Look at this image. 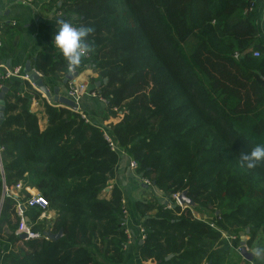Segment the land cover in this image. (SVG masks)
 I'll return each instance as SVG.
<instances>
[{"label": "trees", "instance_id": "obj_1", "mask_svg": "<svg viewBox=\"0 0 264 264\" xmlns=\"http://www.w3.org/2000/svg\"><path fill=\"white\" fill-rule=\"evenodd\" d=\"M56 11L94 28L93 51L75 70L92 65L88 91L103 99L107 116L120 115L110 135L166 204L134 203L146 236L139 243L132 228L124 249L122 192L115 186L99 197L123 154L79 111L49 104L28 81L7 80L5 183L22 180L44 195L55 211L46 225L62 236L20 239L14 202L5 197L0 264H127L132 245L154 264H220L231 247L222 230H248L247 246L264 235V162L239 167L241 152L264 145V0H63ZM39 32L50 45L55 28L41 24ZM32 66L42 76L68 71L59 50L39 52ZM29 95L43 105L42 130ZM182 191L192 207L172 199Z\"/></svg>", "mask_w": 264, "mask_h": 264}, {"label": "crops", "instance_id": "obj_2", "mask_svg": "<svg viewBox=\"0 0 264 264\" xmlns=\"http://www.w3.org/2000/svg\"><path fill=\"white\" fill-rule=\"evenodd\" d=\"M62 1L63 0H33L31 5H25L20 2V0H0V17L4 24L2 28L3 43L0 47V59L6 66H24L26 61H30L32 64L33 57L39 52L46 51L51 53L53 50H57L52 43L54 34H52L50 46L44 43L41 32H39V26L42 24L45 26H51L55 28V30L57 29L58 25L56 24L55 19L60 18V15L56 11V6ZM72 71L77 75L71 81H76V83L86 82L88 86L89 78L96 75L93 71L92 65L88 64L80 70ZM65 74L66 72L61 73L56 71L54 73L47 72L45 76H41L48 87L52 88L54 86H59L60 92L65 95L68 86V83L65 85L62 84ZM21 92L24 94V92L28 91L26 89L24 91L23 89ZM29 109L37 115L40 129H44L46 126V115L44 113L43 105L36 97H30V95ZM78 111L81 115L84 114L86 116L88 122L99 126L109 134L112 132L113 125L120 118L118 113L107 116L105 103L101 101L99 97L88 95H84L79 100ZM121 154L123 153L121 152ZM115 186L122 192V199L129 211L128 223L131 229L138 225V222L133 215L135 213L133 211L134 203L136 201L161 198L160 192L157 188L144 185L141 178H139V175L135 172V169L129 168V158L124 154L119 155L118 163L114 166V175L109 180V186L100 192L99 197L108 199L112 187ZM30 188L35 189L32 187ZM37 212L38 210L35 208H25L24 216L27 222L33 224L35 219L34 215H38ZM49 212L55 215V211L52 208L49 209ZM154 213L155 211H150L146 215L152 216ZM37 220L39 219L37 218ZM39 221H44V223L49 224L48 220ZM135 251L136 250L132 245L126 254L127 259H129L127 264H154L152 260L141 261Z\"/></svg>", "mask_w": 264, "mask_h": 264}, {"label": "built area", "instance_id": "obj_3", "mask_svg": "<svg viewBox=\"0 0 264 264\" xmlns=\"http://www.w3.org/2000/svg\"><path fill=\"white\" fill-rule=\"evenodd\" d=\"M33 0H20L25 5H31ZM14 24V23H12ZM4 24L3 21L1 20L0 17V47L2 46V28ZM256 55V53L254 54ZM10 79H18L22 82L28 81L29 83L31 82L29 80L28 74L24 71V66L21 65H16V66H6L5 63L0 59V91L1 89L5 86L7 87V80ZM32 83V82H31ZM30 85L32 87L33 83ZM65 95L76 102L78 104L79 100L84 96V95H89L92 97L96 96L95 92H89L88 91V84L86 82H77L76 81H69L68 86L66 88V93ZM101 99V98H100ZM103 100V99H101ZM54 106H61L56 103H51ZM73 111H78L77 108H72ZM82 117L86 119V116L82 114ZM103 134L105 139L108 142V145L112 151L115 152H122L117 145L112 136L103 129ZM129 168L135 169L136 168V163L133 160L129 159ZM0 177H1V199H0V205L3 203V199L5 197L10 198L14 202V211L18 217V224L16 228V234H25V239H35V238H40L44 237L45 239H48L44 233L42 232L41 234L37 231H34L32 228V225L27 222L25 216H24V209L25 208H35L40 212V217H46V219H49L51 214L49 212L50 209V203L48 199L40 194L39 192H34L33 189H31L29 186L25 185L22 180H18L15 184H12L8 186L5 183L4 179V170H3V164H2V147L0 146ZM142 182L146 184L147 186H150L151 183L143 179ZM28 194V195H26ZM178 196L179 193H174L171 195L172 199L175 200L177 204H180L178 201ZM122 204H123V227L124 231L126 233V238L127 241L125 242L123 248L126 249L127 245L133 240V230L129 227L128 223V218H129V213L127 208L124 205V200L121 199ZM181 205V204H180ZM172 206L171 203H168L167 207L170 208ZM211 226L214 227L213 224H210ZM138 230V236L140 238V241H142L145 236H146V230L145 227L142 224H138L136 226ZM226 236L222 234V238ZM236 238L235 236H230L229 238L226 239V241L231 244L232 240ZM242 242V241H241ZM241 242L238 243V246L234 247L232 245L231 248L236 250L239 255H241V250L242 247L244 246L246 250H250L249 247L245 244H242ZM252 263V261H250Z\"/></svg>", "mask_w": 264, "mask_h": 264}, {"label": "clouds", "instance_id": "obj_4", "mask_svg": "<svg viewBox=\"0 0 264 264\" xmlns=\"http://www.w3.org/2000/svg\"><path fill=\"white\" fill-rule=\"evenodd\" d=\"M55 21L58 27L53 37V46L59 50L67 62L69 70H75L93 51L88 37L94 32V28L83 25L76 26L62 17L56 18ZM262 162H264V145L257 144L250 153L241 152L239 154V167L243 169L255 170Z\"/></svg>", "mask_w": 264, "mask_h": 264}, {"label": "water", "instance_id": "obj_5", "mask_svg": "<svg viewBox=\"0 0 264 264\" xmlns=\"http://www.w3.org/2000/svg\"><path fill=\"white\" fill-rule=\"evenodd\" d=\"M24 71L28 74L29 76V80L33 83V86L39 90V92L43 93L44 96L51 101V103H56L59 104L61 106H66L69 108H77L78 104L76 102H74L73 100H71L70 98H68L66 95L62 94L60 92V88L59 86H54L52 88H49L42 76L33 69V66L31 64L30 61H26L24 64ZM77 74L75 72H72L71 70H69L65 75L64 78L62 80V84H67L69 81L73 80L74 77ZM105 81V80H104ZM97 85H99V82L96 83ZM8 88L7 87H3L0 91V124L3 120V116H4V109H5V94L7 93ZM178 201L179 203L185 204L187 206H191L193 204L192 200H190L187 196H186V192L182 191L179 196H178ZM175 206V205H174ZM44 235L51 240H56L58 238H60L62 236V230L59 229L57 232H52L51 230H46L43 232ZM20 239H24L25 238V234H20L19 235ZM141 243V241L139 242ZM242 244H244V242H241ZM255 252V249L253 250H246L245 247H242L241 250V256L246 259L247 261H251L253 258V254ZM173 254H169L165 257V259H169L170 257H172ZM207 264H211V262L209 261Z\"/></svg>", "mask_w": 264, "mask_h": 264}, {"label": "rangeland", "instance_id": "obj_6", "mask_svg": "<svg viewBox=\"0 0 264 264\" xmlns=\"http://www.w3.org/2000/svg\"><path fill=\"white\" fill-rule=\"evenodd\" d=\"M251 1H254V0H251ZM33 88H35V87H33ZM36 91L39 92V90H37V89H36ZM39 93H40V95H42V98H44L49 104H51V101H49L46 97H44V94L43 93H41V92H39ZM33 191L34 192H38L36 189H33ZM160 195H161V198L156 199V201L158 203H161V204L163 203V205H165L166 204L165 203L166 202L165 197L163 196L162 193H160ZM184 207H185V204H182L181 205V209H183ZM190 207H192V206H190ZM50 209H51V207H50ZM37 213H38V215L37 214L34 215V218L35 219L33 221V224H31L33 230L39 232L40 234L42 232L46 231V230H51L50 229V226H47L46 223H44V221H39V220H48V223L51 225L52 224V220L54 219L55 215H53L52 213H50L51 214L50 218L49 219H46V217H40V212H37ZM193 214H194L195 217H198V218H207L204 215H201V214L197 213L195 210H193ZM37 218L39 220H37ZM247 231L248 230H246V231H244V230L238 231L236 233L237 234L236 238L234 240H232V242H231L230 245H233L234 247H236V246H238V243L239 242H241V241L242 242L247 241V239H248V234H246ZM221 233L226 236V238L223 237L224 240H226L230 236H233V235L228 234L224 230H222ZM248 247H249L250 250L255 249V252L253 254V258L251 260L252 263L250 261H246L241 255H239V253L236 250H234V249L232 250L230 248V250L228 251V254L224 256V258L221 260L220 264H264V235H262V234L259 233L256 236V238H255L254 242L252 243V245L251 246H248ZM202 264H207V263L206 262H203Z\"/></svg>", "mask_w": 264, "mask_h": 264}]
</instances>
